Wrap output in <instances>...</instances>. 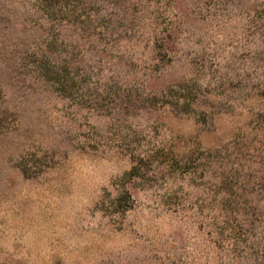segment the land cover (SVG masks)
Segmentation results:
<instances>
[{
  "label": "rangeland",
  "instance_id": "rangeland-1",
  "mask_svg": "<svg viewBox=\"0 0 264 264\" xmlns=\"http://www.w3.org/2000/svg\"><path fill=\"white\" fill-rule=\"evenodd\" d=\"M0 264H264V0H0Z\"/></svg>",
  "mask_w": 264,
  "mask_h": 264
}]
</instances>
